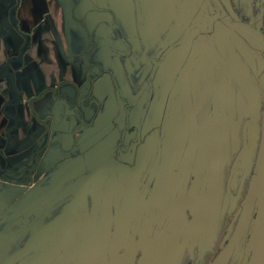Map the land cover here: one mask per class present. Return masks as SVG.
Segmentation results:
<instances>
[{"label": "crops", "instance_id": "1", "mask_svg": "<svg viewBox=\"0 0 264 264\" xmlns=\"http://www.w3.org/2000/svg\"><path fill=\"white\" fill-rule=\"evenodd\" d=\"M94 1L92 0L93 6L84 8L81 5L84 3L78 0H0V75L10 74L14 79L12 82V78L0 76V171L5 167L16 169L25 166L33 154L32 150L40 148L39 143L44 135L31 111L32 108L41 117H54L52 144L40 163L42 176L36 188L24 196L20 191L7 186L0 188V264H50L52 254L59 251H62L63 255L58 258L57 263L73 264L80 244L86 251L87 261L91 263L97 259L95 252L99 243L94 242L95 238L101 233L110 235L111 229L119 236L121 223L118 221L124 218L121 214L129 212L135 215L142 202V194L138 189L140 181L135 182L134 179L138 172L147 173L145 170L149 166L150 157L153 156L151 144H145L136 154L124 158L125 163H121L110 155L117 141L116 132H110L102 140L99 137V133L101 134L105 126L110 123V117L116 111L114 101L118 92H122L125 99L132 102L131 117L136 119L145 116L143 111H138L137 108V101L145 96L133 98L128 95L131 90L136 94L141 82L135 84L130 80L127 81V73L119 72L122 71L119 68V71L116 68V72L114 71L107 79L98 80L97 90L99 95L105 98L102 114L104 118L98 119L93 127L80 129L77 133L73 132L74 123L69 119L71 110L67 102L56 103L53 98L52 90L56 85L60 86L59 98H69L71 92L76 89L73 84L75 82L82 84V77L87 73L84 67L86 57L95 62L90 56L94 44L99 43L104 36L101 28L103 22L107 21L105 13L100 9H109L117 15L121 12L125 14L130 12L129 7V10L124 6L122 9L121 4H118L119 0L116 4L112 1L111 6ZM113 21L112 18L110 23ZM124 27L125 30L129 29L130 35L136 32L135 26L134 29L127 24ZM188 40L186 37L184 46L187 45ZM124 42L129 52L125 57H129L128 61H131V45L126 43L127 41ZM183 51L184 49L180 48L173 52L175 55L171 69L178 67ZM102 56H97L96 62L104 63ZM125 57L107 61L108 67L115 63L119 67L127 60ZM153 61L151 59V62ZM132 63L135 70L141 68L138 66V58L135 57ZM159 65L160 63L158 67ZM153 75L151 73L147 79V96L146 99L144 98L143 110L150 109L146 115L148 118L145 121L146 125L158 109H160L159 115L162 116V103L167 93L163 97L158 93L155 101L153 99L148 107L151 86H156ZM195 86L196 92L198 93L199 90L201 93L199 85ZM229 104L231 108L229 115H233V119H236L238 115L236 101L235 103L231 101ZM168 143V139H164L158 156L159 162L156 163L158 166L154 171L158 172L157 176L168 172L169 178L174 182L179 180V175L184 176L183 180L181 179L182 187L186 191L181 206V219H184L186 211L194 205L190 198L194 197L195 189L192 191L191 186H187L186 189L187 172H184L185 167H183L186 160L182 161V159L188 158V155L194 156L193 166L196 167L197 164L199 166L194 172L197 183H201L202 173H207L206 169L209 168L204 166L203 160H198L200 158L197 154L194 155L188 149L175 147L169 152ZM214 146L215 144L212 154ZM210 147L211 145L208 148L207 163L210 158ZM196 160L199 162L197 163ZM132 161L134 164L129 165ZM103 165L105 169L84 193L82 205H78L80 209L76 203H72L76 190L92 169ZM213 165L214 162L211 160V166ZM172 170L178 174L170 177ZM141 178L142 176H139V179ZM84 204L86 207H83ZM168 204L167 200L164 208L168 207ZM53 205L56 207L51 209L48 216L44 215V217L43 214L47 213L49 208L39 214L40 208ZM78 212L83 213L80 215ZM37 214L39 223L37 219H33ZM142 214L147 215L148 218L149 213L142 211ZM170 215L173 216L172 213ZM58 224L62 231L55 235L53 229ZM10 227L15 228L10 229ZM10 230L19 233L9 234ZM38 230L43 232L41 235L45 237L44 240H50L45 247L43 246L48 250V254L41 251L40 255H36L39 245L31 246L34 243L31 239L38 235ZM84 236H91L92 239L88 244V240L86 244L84 243ZM54 245H57L59 250L52 251ZM31 248L34 249L33 252Z\"/></svg>", "mask_w": 264, "mask_h": 264}, {"label": "rangeland", "instance_id": "2", "mask_svg": "<svg viewBox=\"0 0 264 264\" xmlns=\"http://www.w3.org/2000/svg\"><path fill=\"white\" fill-rule=\"evenodd\" d=\"M112 1H115V4L118 3V0H95L94 2L111 6ZM204 1L121 0L120 3L119 0L118 4H121L122 9L129 7L130 12L118 14L119 29L110 28L104 31V36L107 38L116 40L119 37L122 39L125 37L131 45V61H128L129 57H125L127 60L119 67L115 63L113 69L115 68V72L116 68L117 71H119L118 68L122 69L119 71L121 73L126 72L127 81L130 80L135 84L141 82L136 94L131 90L128 95L133 98L145 96L143 100L139 98L137 101L138 111L142 112L147 96V79L153 69L151 59L158 58L169 45L182 36L191 23L198 22L202 10L211 11L215 16L210 32L212 44L208 46L206 43L207 38L209 39L207 28L202 29L197 23L189 34V42L184 46L179 70L169 79L175 55L173 53L161 62L154 78L157 89L155 97L158 96L163 84L169 80L166 97L162 103V115L167 120V122L165 120V125L168 128L169 152L175 147H181L184 150L194 149L197 151L193 152L194 155L197 154L200 158L198 160H203L204 166L210 169V172L206 169L207 173H202L201 183H197L194 172L198 164L196 167L193 166L194 156L188 155V158L182 159V161L186 160L185 166L183 165L184 172H187L185 175L186 189L187 186H191L193 191L196 183L195 192L198 190L197 193L201 192L202 196L198 198L197 194L192 197L191 201L194 205L186 211L187 214L184 219L182 218L183 220L166 219L165 214L160 212L159 208L165 207V203L163 204L165 193L157 202L153 201V207L159 210L157 213L155 211L150 219H147V215H141V210L136 211L137 216L129 212L122 213L121 216L124 218L118 221L121 223L120 237L116 234L115 239L116 244L121 248L124 245L128 248L120 264H146L154 250L164 246L173 231L178 232L182 240L180 253L176 256L179 259L177 264H215L235 232H238L239 237L222 264H247L249 259L251 232L256 217L258 196L256 165L264 121V0H210L211 4L217 7L218 14ZM85 3L89 5L88 2ZM125 24L133 29L135 26L136 32L130 35L129 29L125 30ZM207 47H209L208 52L194 67L187 80L182 111L178 94L180 78L188 67H192L197 56ZM245 51L257 54L258 60L253 59L250 65L249 56H246ZM235 53L240 56H238L240 64L237 62ZM135 57L138 58V66L141 67L137 70L134 69L132 63ZM82 79L84 81V75ZM247 80L250 81L251 100L245 87ZM218 82L222 83L219 92V110L224 115L225 125L217 122L215 130L212 121V96L214 86ZM195 85H199L201 93L199 90L198 93L196 92ZM238 94L242 96V99L244 98V107L238 113L237 118L233 119V115H229L231 112L229 102L235 103ZM181 120L182 123L179 122ZM212 143L215 144L213 166L206 160L208 148ZM249 157L250 163L247 162ZM198 160H196L197 163ZM173 174L178 173L172 170L170 177ZM138 175L142 178L139 179ZM147 175L148 172H138L134 179L135 182L140 181L138 186L145 184ZM41 176L42 174L38 179ZM183 178L182 175L178 176L179 180ZM170 181L174 180L170 179ZM208 183H211V187ZM138 189L142 191L140 187ZM208 190H210L209 194ZM205 196L207 199H204L202 203L201 197ZM72 203H76L75 199ZM54 207L56 206H44L40 208L39 214L49 208L47 213L43 214V216H48ZM83 207L86 205L84 204ZM78 213L81 215L83 212ZM33 219L40 221L38 214L34 215ZM194 219L199 225L196 229L194 228L192 238ZM148 222L154 225L151 238L145 235L150 224ZM12 228L15 227H10ZM134 231H136L135 234ZM18 233L9 231V234L13 235H18ZM42 233L38 230V235L31 239L32 242L34 241L31 246L39 245L36 255H40L41 251L48 254V250L44 247L50 240H44ZM109 236L111 235L101 233L94 242L99 245L109 244ZM83 239L85 244L88 240V244L92 238L84 236ZM25 240L27 242V237ZM31 251L33 252L34 249ZM155 255L153 259L159 258ZM176 258L168 264H175Z\"/></svg>", "mask_w": 264, "mask_h": 264}, {"label": "flooded vegetation", "instance_id": "3", "mask_svg": "<svg viewBox=\"0 0 264 264\" xmlns=\"http://www.w3.org/2000/svg\"><path fill=\"white\" fill-rule=\"evenodd\" d=\"M83 2L84 4L83 7H89V6H93L92 4V0H78ZM85 2H88V4H86ZM91 2V3H90ZM206 4H208L210 6V8L212 7L214 9V11L216 12V14H218V9L217 7L213 6L211 4L210 0H205L204 1ZM101 12L105 13V18L107 19V21L103 22L102 24V31L104 32L106 29H119V18L117 13H113L111 10L109 9H100ZM114 19L113 23H110L111 19ZM214 18L215 16L211 13V11L208 10H202L201 14H200V20L198 22H193L191 23L183 32L182 36L174 43H172L171 45H169L158 58H153L152 60H154L153 62H151L152 65V74H154L153 78H155V74L158 70V63L161 64L162 61H164L169 55L170 53H173L174 51H176V49H180L183 48L184 49V44H185V38L189 37V34L191 32V30L196 27L197 23L200 24V27L202 29L207 28V33L209 35V39L207 38V45L210 46L212 44V39L210 38L211 34V30L214 24ZM124 37V39L120 38L116 39V40H111L109 38H107L106 36H103L99 43L94 44V49H93V53L90 57H93L95 59L94 61H91L90 59H88L86 57V63H85V68L87 70V73L85 76L84 81H82L81 83L75 82L73 85H75L76 89L75 91L71 92V96H69V98H59V89L60 86H55L52 90V93L54 94L53 98L54 101L56 103H64L67 102L69 109L71 110L70 114V118L71 121H73L74 123V131H76V133L80 130V129H84L86 130L87 128H91L93 127V125L98 121V119L104 118V116L102 117L103 114V104L105 102V98L101 96V94L99 95V91L97 90V82L98 80H102V79H107L108 76H111L114 73V69L111 67H108V62L113 59V58H119L122 59L125 57V55H127L128 52V47H126V44L124 41H127V39ZM122 42V43H121ZM128 43V42H126ZM129 44V43H128ZM209 47L204 48L202 53L199 54L197 56V58L195 59L193 65H192V69L191 72L189 73L188 77L185 79V75L186 72L189 68L188 67L185 72L183 73V75L180 78V82H179V100L181 105V110L183 111L184 109V96H185V88H186V83L187 80L189 78V76L191 75V73L194 70V67L197 66L200 61L202 60V58L206 55V53L208 52ZM247 50V49H246ZM129 51H130V46H129ZM246 52V51H245ZM247 53V57L250 59L249 64L252 65L253 63V59L258 60V55L257 54H250V52H246ZM101 54L103 55L102 58L104 59V63L100 62V64H98V62H96V58L97 56H101ZM238 54L235 53V57L237 58V62L240 64V59L238 58ZM240 57V56H239ZM198 60V61H197ZM108 61V62H107ZM180 64L181 61H179L178 67L175 66L173 69H171V76H169V79H171L172 75H174L180 68ZM10 77V74L9 76ZM5 77V78H7ZM11 78V77H10ZM152 79V78H151ZM168 81L162 86L161 92L159 91L160 96H164V94L167 92V86H168ZM151 82V80H150ZM149 82V83H150ZM250 81L247 80V82H245V87L246 90H248V97L251 100L252 94H251V89L249 86ZM216 85H219L218 88V115L216 117V119H214L213 117V101H214V93H215V89H216ZM222 83H216L213 89V96H212V121L214 123V127L216 130V125L217 122L221 125H225V118L224 115L222 114V112H220L219 110V89L221 87ZM74 87V88H75ZM151 92H150V103L148 105V107L150 106V104L152 103L155 95H156V86H151ZM229 88L231 89V87L229 86ZM157 97V96H156ZM155 97V99H156ZM67 100V101H63V100ZM115 102V112L114 114L110 117V123L107 124L103 130V132H101V134L99 133V137H101V140L105 137H107L110 132H116V138L117 141L115 143V147L112 149V152L110 153L111 158H113L114 160H118L121 161V163H125V159L128 156L134 155L136 154L137 150L141 147H143L145 144L152 146V151H153V156L150 157V161H149V166L146 169V171L148 172V175L146 176V180H145V184H142L141 186H139L142 191V197H141V203L139 206L138 211L141 210L145 212V213H149L148 218L150 219V217H152V214H155V211L157 213V210L160 209V212H163L162 214L165 216L166 219H173V218H179L181 219L182 213H181V206L184 203V194H185V190L182 187L183 181L182 180H175L174 181H170L169 178V173H164V174H160V176H157L156 172L154 171V169L157 168L158 164L156 165L157 162H159V158L158 156H160V152L161 149L163 147V141L164 139H168V128H166L165 125V120L166 118L162 116H160V109H158L155 114L154 117L150 118L149 124L146 125L145 121H147V114L149 113V108H146V110H142L143 114H145V116H139L138 118L134 119L133 117H131L132 111H133V105L132 102L130 103V101L126 100L124 97V94L121 92H118L117 95V99ZM236 105H237V113H239L242 109L239 108L240 105L243 106L244 105V98L242 99L241 95H237L236 97ZM244 107V106H243ZM34 113V117H36V120L38 121V123L40 124L41 129L43 130V135L40 141V148L38 149H33V154L32 156L29 158V161L27 162V164L25 166L19 167V168H11V167H5L3 171H0V188L1 186H7L9 188L15 189L20 191L22 196L30 193L31 190H33L34 188H36V186L39 184L40 179H38V177L41 175V171H40V163L43 159V156L45 155L46 151L49 149L50 145L52 144V135H53V127H52V122L54 120L53 116H48V117H41L38 114H36V111L34 108H32L31 110ZM162 111V110H161ZM88 120V121H87ZM191 121V119H190ZM167 122V120H166ZM182 123V120L179 121ZM106 135V136H105ZM189 151L192 152H196V150L194 149H188ZM213 154L211 153V156ZM125 158V159H124ZM212 158V159H211ZM124 159V162L122 161ZM211 160H213V157L209 158V163L211 164ZM134 161V160H133ZM132 161V163H130L129 165H133L134 162ZM154 162V163H153ZM248 162V160H247ZM126 163L128 164L129 162L126 160ZM153 163V164H152ZM95 169H99L97 175L95 176V178L97 176H99V174L105 169V165L103 166H97L94 169H92L91 171L95 170ZM90 171V172H91ZM89 172V173H90ZM151 172V173H150ZM154 172V173H153ZM88 173V174H89ZM150 173V174H149ZM87 174V175H88ZM86 175V176H87ZM85 176V177H86ZM84 177V178H85ZM94 178V179H95ZM159 178V180L157 179ZM93 179V180H94ZM82 182V181H81ZM93 182V181H92ZM91 182V183H92ZM90 183V185H91ZM171 183V185H170ZM109 184V182H107V185ZM211 187V183H208ZM89 185V186H90ZM199 185V184H198ZM88 186V188H89ZM196 183H195V190H196ZM88 188L86 190H88ZM207 188V184L205 185V189ZM77 191V190H76ZM198 191V190H197ZM193 192L194 195L197 196V194L201 193H197ZM86 192V191H85ZM210 190H208V194H209ZM166 194L165 197H163V204L168 200L169 204L168 207L164 208L163 206L160 207L159 209L153 207L152 203L154 200H156V202L162 198L163 194ZM76 194V192H75ZM74 194V198L75 201L77 203V205L81 206L82 205V201L78 202L76 195ZM156 197L158 199H156ZM198 198H200V194L198 196ZM83 199V198H82ZM192 199V197L190 198ZM204 199H207V196L205 197H201V201L202 203L204 202ZM202 203L200 205H202ZM162 208V210H161ZM165 209V211H164ZM179 212V214H178ZM173 214V216H171L170 214ZM180 215V217H179ZM145 220V218H144ZM182 220V219H181ZM110 222V221H109ZM108 223V222H105ZM150 223V222H148ZM193 231H192V238L194 237V228L196 229V226H198V222L196 219L193 220ZM109 226V225H108ZM154 225L152 223L149 224L148 229H146L145 231V235H147L148 237L151 238V234L154 233L153 230ZM55 235H57L58 232H61V226L60 224H58L57 226H55V228L53 229ZM106 231V228H105ZM111 233L109 236V244L106 245H99L96 248V252L97 255V259L91 263H89L87 261V254L86 251L84 250V247L82 244L79 245L78 249L76 250V255L74 258V262L73 264H120V262H122V259L125 256V252L126 249L128 248V246L124 245L123 248H121V246L117 245L116 243V233L117 232H113L112 229L110 230ZM120 234V232H118ZM134 234L136 233V231L133 232ZM120 236V235H119ZM172 240L176 241V245L171 252H169V248L171 247V243ZM181 236L178 234V232L173 231L170 236L167 238L166 243L164 244V246H162L160 249L158 248V250H154L153 255H156L155 257H159V258H155L153 259V255L150 257V260H148V262H146V264H168L169 262H173V260L176 258L177 254L180 253V245H181ZM57 245H54L52 247V251H56L59 250V248ZM110 254V255H108ZM124 254V255H123ZM63 255L62 251L59 252H54L51 256L52 262L50 261V264H66L64 262H59L57 263L58 258H60ZM179 255V254H178ZM112 259V261H111ZM107 260V261H106ZM177 262H179V259L176 258L175 264H177ZM70 264V263H69Z\"/></svg>", "mask_w": 264, "mask_h": 264}, {"label": "water", "instance_id": "4", "mask_svg": "<svg viewBox=\"0 0 264 264\" xmlns=\"http://www.w3.org/2000/svg\"><path fill=\"white\" fill-rule=\"evenodd\" d=\"M191 69L192 67L187 70L185 79L188 77L189 73L191 72ZM0 76L2 78H5L9 76V74H2ZM12 82H14L13 78H12ZM218 88L219 85H216V89L214 93V101H213L214 119H216L218 115ZM239 108H241V105ZM212 150H213V143L211 144L210 147V157ZM249 161H250V157L248 159V162ZM98 171L99 169H95L91 171L80 183L75 194L78 202L82 201L86 189L93 181ZM256 176H257V193H258L257 202H256L257 208H256V217L253 222V229H252L253 233L251 232L252 240H251L250 254L247 264H264V121H263L262 137L258 150ZM238 237H239L238 232H235L232 239L230 240L228 245L224 248V250L220 254L215 264H222L225 261L226 257L233 249ZM175 245H176V241L172 240L171 247L169 248V252L172 253Z\"/></svg>", "mask_w": 264, "mask_h": 264}]
</instances>
